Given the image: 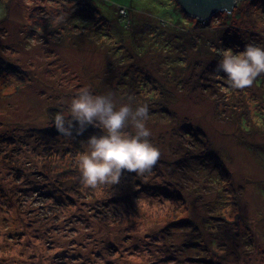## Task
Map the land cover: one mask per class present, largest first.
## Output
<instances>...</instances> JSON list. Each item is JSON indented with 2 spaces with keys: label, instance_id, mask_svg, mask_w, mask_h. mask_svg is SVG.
<instances>
[{
  "label": "rangeland",
  "instance_id": "rangeland-1",
  "mask_svg": "<svg viewBox=\"0 0 264 264\" xmlns=\"http://www.w3.org/2000/svg\"><path fill=\"white\" fill-rule=\"evenodd\" d=\"M5 1L8 7L0 0V58L30 78L20 86L15 73L0 74V264H212L217 257L228 264H264V155L258 157L244 143L247 137L264 145V133L253 127L251 136L238 138L235 133L240 130L234 124L245 103L253 111L261 107L262 78L251 88L232 89L224 73L215 70L217 64L206 66L215 58L208 50L214 39L211 32L164 34L163 19L190 23L177 0H97L107 15L114 12L110 7L140 10L128 15L132 29L124 44L114 38L103 41L86 28L71 29L69 12L49 21L60 27L62 37L53 32L54 37L48 33L41 39L31 32L33 23L45 25L63 11L62 1ZM263 5L262 0H238L232 12L219 11L211 18L215 25L231 21L243 36L228 30L230 41L220 42L221 52L229 49L224 44L236 43V37L264 48ZM192 37L194 43L188 40ZM177 57L191 63L179 78L168 74L165 66ZM140 66L153 82L167 86L168 94L154 95L150 87L143 90L136 84L113 86V78L121 73H127V82L131 76L140 78L145 73ZM82 87L98 95L112 93L117 107L131 103L152 109L146 126L161 156L150 174H128L115 186L85 188L77 160L86 139H81L75 156L47 158L40 133L49 124L48 115ZM151 95L155 97L150 99ZM163 106L168 112L161 111ZM180 125L182 131L192 128L200 139L187 144L175 133ZM203 136L220 153L230 185L217 161L206 157ZM191 145L197 154L185 155L182 164L181 152L191 153ZM70 147L65 141L53 149L62 152ZM196 156L205 165L198 171L193 170L195 165L187 169ZM218 213L232 225L244 215L252 239L232 236L234 225L217 223ZM185 217L191 222L179 223ZM206 222L220 226L224 238L216 240L218 234ZM200 235L206 236L207 247L191 245Z\"/></svg>",
  "mask_w": 264,
  "mask_h": 264
},
{
  "label": "trees",
  "instance_id": "trees-1",
  "mask_svg": "<svg viewBox=\"0 0 264 264\" xmlns=\"http://www.w3.org/2000/svg\"><path fill=\"white\" fill-rule=\"evenodd\" d=\"M4 5H6L8 7V4H6L5 0H2ZM62 1V6H63V11H57L56 15L51 16L52 19L50 18L47 19L46 24L43 25V23L41 22H35L33 23V26L31 28V32L34 33L35 35H37L39 38L44 39L46 37V35L49 33L50 36L54 37L53 32H55V35H59L60 36V32H58L60 27H54V24H50V22L52 21H56L57 17H62L64 16V14L66 12H69V14L71 15V19H72V25L70 24L71 29H76V28H86L87 30L91 31H95L94 33L100 37L103 41L106 40H110L112 38L115 39V41L119 40L121 41V43L124 44V37L127 36V34L131 31V29H129V27L131 26L129 23L131 22V19H129L128 21V15L132 16V15H136L138 13H141L140 10H134L132 7H125V6H121L119 8L116 7H110V9L114 10V12H112L111 14H105L103 13L99 7L97 6L98 1L97 0H61ZM176 1V0H174ZM178 3V2H177ZM262 3L264 4V0H262ZM178 5L181 7V5L178 3ZM179 7V8H180ZM264 7V5H263ZM69 8V10H68ZM178 8V7H177ZM182 8V7H181ZM182 10V9H181ZM122 11L124 13H122ZM111 12V11H110ZM136 12V13H135ZM264 12V11H263ZM68 14V13H66ZM182 16L184 18L185 21H190L189 25H187L186 23H181L182 21H174L168 23L167 21H165L164 19L161 20V31L164 32V34H168L169 36L172 35L173 33H180L181 35H187L190 31H200V32H211L214 35V39L211 41H209L208 43V50H209V54L213 52L214 55V59L213 61H206L205 63L207 64V67H210L212 62L213 65L217 64L218 60L222 59L221 55L219 52H221L220 50V42H224L226 41H230L228 36H231L230 34H228V30L231 29H235V34H237L242 36L239 30L238 26H235L231 23V21L227 20V21H222L219 22L217 25H215L214 21L212 19L206 20V21H201L198 20L195 17H188L187 13L182 10ZM54 18V19H53ZM41 19V18H40ZM38 19V20H40ZM183 20V21H184ZM213 22H212V21ZM50 21V22H49ZM74 21V23H73ZM223 25V26H222ZM50 26V27H49ZM62 28V27H61ZM227 33V34H226ZM132 34V33H131ZM150 34V33H148ZM228 35V36H227ZM186 37V36H185ZM234 37V36H233ZM243 37V36H242ZM238 39H236V43H229L228 45L224 44V46H228L229 49H231L232 51L235 50H240V47L244 48L246 44H248L247 41H245L244 39H242L241 41H239L240 37H236ZM113 39V41H114ZM189 41L194 43L193 37L192 38H188ZM118 42V41H117ZM166 45V44H165ZM164 45V46H165ZM160 45H158L157 47H159ZM236 46V47H235ZM235 47V48H234ZM239 47V48H238ZM120 49V48H117ZM120 53L121 50H116ZM164 49L160 48L159 52H163ZM168 51L165 50L164 54L167 53ZM125 54V53H122ZM119 55L116 56V58H118ZM210 56H212V54H210ZM124 58L127 60L128 56H124ZM191 63L186 62L182 57L180 58H175L173 60H168L167 63L165 64V66L168 67V74H171L173 76H176V78H179L182 74L184 75V71L188 68H191ZM138 66V65H135ZM186 68V69H185ZM140 70H142L143 75L140 76V78L136 77H132L131 79H128V82L126 81V75L125 74H120L118 77L113 78L114 81V85L116 87H120L121 85L124 84H130V87H135L134 84L136 85H140L139 88L146 90L148 87H150V89H153V94H168V90H167V86H165L164 84H159L156 82H153L152 79H150V75L147 71V69L145 70L143 67L140 66L139 68ZM185 69V70H184ZM181 70V71H180ZM178 71H180V73H177ZM11 73H15V75L17 76L19 82H20V86L25 85L28 81L26 76V72L24 70H22L21 68H19L17 65H12L9 62H5L4 60H2L0 58V74H11ZM128 76V75H127ZM262 79H260V86L257 84L256 86L259 88H261L262 93L259 96V103H260V108H257L256 110L253 111V108H251V105L249 102L245 103L244 106H242L240 109H242V111L240 112V114L238 115L239 117L237 118V120L235 121V125L238 127V129L240 130L238 133H235V135H237L236 137H242L243 135H248L251 136L254 132V128H257L259 130L260 133H264V76H260ZM175 78V79H176ZM140 79V80H138ZM127 82V83H125ZM205 84V83H204ZM256 84V83H255ZM159 85V86H158ZM206 85V84H205ZM104 90H105V84H104ZM94 91V90H93ZM98 91H101V87L98 89ZM159 94V95H160ZM243 94H247L246 92H243ZM151 95L149 96L150 99H153L155 96ZM147 98V96H146ZM62 106H56L53 109L55 110L54 113H50L48 115V119H49V124L48 126H46L45 128L39 131L40 133V138L42 139V144L45 147V151H47V158L51 159V157H54L53 161H58L61 158H59L58 156L60 155V157H64L66 155V157L70 156V155H77V149L79 148V143L81 141V139H87L89 136L93 135V134H101V132L98 129L89 127L87 129V131L84 132V134L82 136H78L75 139H67L64 138L62 136H59L57 134V132L55 131L54 128H52L51 125V121L54 118L55 114L60 110ZM257 107V106H254ZM150 112L152 113V109L149 108ZM168 108H164V106L161 108V111L163 113L168 112L167 111ZM154 113V112H153ZM262 114V115H261ZM192 128L187 127L185 131H182L181 129V125L179 130L175 129V133L180 139H184V141H187V144H190L191 142L189 141V139L193 140L196 139V137H200L201 135H199L196 132H193L191 130ZM243 131V132H242ZM200 139V138H199ZM197 139V140H199ZM245 141V146L247 148H249L250 151L254 152L255 154H257V156L259 157L258 154H262L264 155V145L260 144V143H256V142H252L249 141V138H244ZM243 139V140H244ZM203 145L202 148L204 149V151L206 152V157L210 158V159H215L219 165V167H217V169L219 168V170L221 171L222 174H225V177L227 178L228 184H231V178L229 176V171L227 169V167L225 165H222L221 167V160H219V154L217 153L218 151L215 150L213 148V146L211 145L210 141L208 138H206V136H203ZM242 140V142H243ZM68 141L70 144V148L69 149H64V151L60 152L58 151L56 148L53 149V146H55L57 143H61V142H65ZM182 141V142H184ZM243 143V144H244ZM192 152L190 153V151L188 150H183L181 152V158L178 160L183 164V158L186 155V157L190 156V157H194L197 153L194 152L195 150V146L191 145L188 146V148H192ZM50 147V148H49ZM52 147V148H51ZM61 153V154H59ZM201 156H196L195 157V161L193 163H191L190 167L187 169H193V165L198 166V168L194 167V171H198L200 166L205 165V161H201L200 160ZM205 157V158H206ZM44 159V157H43ZM260 159V158H259ZM219 160V161H218ZM261 160V159H260ZM53 161H49V162H53ZM185 161V160H184ZM262 161H264V159H262ZM46 163V161H45ZM214 166V164H213ZM156 167V166H155ZM192 170V171H193ZM193 171V172H194ZM63 174V173H62ZM59 175V173H58ZM64 176V174H63ZM129 176V175H128ZM78 178V176H77ZM230 178V179H229ZM78 181V179H77ZM221 182V179H218L215 183L219 184ZM223 190H225L226 185L222 186ZM220 195V196H219ZM218 196L221 197V194H219ZM219 203L220 200H218ZM223 202V201H222ZM223 208V207H222ZM214 209V208H213ZM212 211V209H211ZM222 211V210H221ZM214 219V217L212 218ZM211 218H209V220H212ZM217 223L220 221H228L227 224L232 225L231 221L227 220L226 216L223 215L222 213H218L217 216ZM190 219L189 218H183L179 223H190ZM234 224V228L231 232L234 233V235L232 234V236H240V237H246L248 238L247 240H251L252 236L251 234H249L250 230H249V224L247 223L245 216L241 215L240 218L238 220H236L235 222H233ZM206 227H210L211 231H213V233L218 234L216 237L219 239L224 238V234L223 231H221L220 226L219 227H215V225L213 226V223L211 222H206L205 224ZM245 238V239H246ZM205 240H206V236L205 238L203 237V235H200L199 238H196L195 240H192L190 243H192V246L195 247H200V246H205L207 247L208 244H205ZM215 240V237H212V241ZM215 240V241H216ZM197 242H202V243H198ZM186 246L190 247V244H186ZM220 258H215L213 260H211L212 264H228V260L224 261H220ZM216 261V262H214Z\"/></svg>",
  "mask_w": 264,
  "mask_h": 264
},
{
  "label": "clouds",
  "instance_id": "clouds-1",
  "mask_svg": "<svg viewBox=\"0 0 264 264\" xmlns=\"http://www.w3.org/2000/svg\"><path fill=\"white\" fill-rule=\"evenodd\" d=\"M220 55L215 70L224 73L232 89L251 88L264 75V48L260 46L249 43L237 54L228 49ZM149 111L147 104L117 107L112 93L98 95L82 87L55 114L50 126L67 139L82 136L89 127L100 130L101 134L83 140L85 151L77 160L80 183L95 190L118 185L128 174L143 177L157 165L161 153L150 141Z\"/></svg>",
  "mask_w": 264,
  "mask_h": 264
},
{
  "label": "water",
  "instance_id": "water-1",
  "mask_svg": "<svg viewBox=\"0 0 264 264\" xmlns=\"http://www.w3.org/2000/svg\"><path fill=\"white\" fill-rule=\"evenodd\" d=\"M191 17L206 21L219 11L232 12L238 0H177Z\"/></svg>",
  "mask_w": 264,
  "mask_h": 264
},
{
  "label": "built area",
  "instance_id": "built-area-1",
  "mask_svg": "<svg viewBox=\"0 0 264 264\" xmlns=\"http://www.w3.org/2000/svg\"><path fill=\"white\" fill-rule=\"evenodd\" d=\"M122 13H124V12L122 11Z\"/></svg>",
  "mask_w": 264,
  "mask_h": 264
}]
</instances>
